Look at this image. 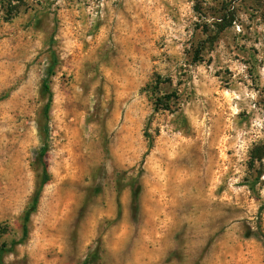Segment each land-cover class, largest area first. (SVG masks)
<instances>
[{"label":"rangeland","instance_id":"374dc122","mask_svg":"<svg viewBox=\"0 0 264 264\" xmlns=\"http://www.w3.org/2000/svg\"><path fill=\"white\" fill-rule=\"evenodd\" d=\"M261 143L264 0H0V264H264Z\"/></svg>","mask_w":264,"mask_h":264},{"label":"trees","instance_id":"16d2710c","mask_svg":"<svg viewBox=\"0 0 264 264\" xmlns=\"http://www.w3.org/2000/svg\"><path fill=\"white\" fill-rule=\"evenodd\" d=\"M49 72H52V68L49 70ZM43 90L48 94V101L47 104L45 106L44 109V115L46 117L47 120H49V111L51 108V104L53 101V94L49 85V79L46 78L43 82ZM45 131H47V124L44 128ZM45 140L47 141V137L45 138ZM47 152V143L45 142V145L42 147L41 151H40V155L41 157H43ZM250 160H249V167L253 169V167H255V164L257 161H262L264 158V143L261 144H257L255 145L252 150L250 151ZM262 177V171L257 172V174L255 175V180L258 181L260 180V178ZM48 179V175H47V170L45 169V177L42 180V185L46 182V180ZM255 184H252L251 186H254ZM40 192H41V188L37 191L32 205L30 207V209L28 210V212L25 215V225H24V229H23V234L24 236H26L28 234V225L27 222L30 219V215L32 210H34L37 207L38 201H39V197H40ZM138 197V195L136 194V198ZM264 236V233H263Z\"/></svg>","mask_w":264,"mask_h":264}]
</instances>
